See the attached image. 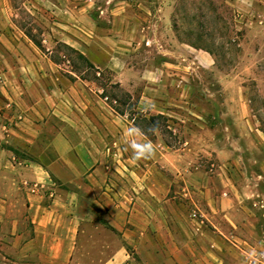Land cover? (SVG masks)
<instances>
[{"label":"rangeland","instance_id":"374dc122","mask_svg":"<svg viewBox=\"0 0 264 264\" xmlns=\"http://www.w3.org/2000/svg\"><path fill=\"white\" fill-rule=\"evenodd\" d=\"M7 1L20 53L52 63L48 87L58 114L51 122L63 125L60 113L68 105L77 125L99 129L102 180L83 192L71 264H106L122 237L112 223L128 213L108 212L103 192L109 188L115 204L132 205L144 193L142 177L150 188L158 181L164 186L161 198L149 193V211L170 224L192 217L213 228L200 191L207 178L208 187L229 189L239 225L222 223L230 242L214 262L264 264V0ZM130 128L141 134L129 136ZM70 136L77 141L83 131ZM131 142H150L154 151L133 160ZM71 152L74 166L47 152L43 141L36 153L58 159L56 172L85 170L80 150ZM16 264L40 263L21 258Z\"/></svg>","mask_w":264,"mask_h":264},{"label":"crops","instance_id":"0c3cea01","mask_svg":"<svg viewBox=\"0 0 264 264\" xmlns=\"http://www.w3.org/2000/svg\"><path fill=\"white\" fill-rule=\"evenodd\" d=\"M9 9L8 1L0 0V264H16L21 258H33L40 264H71L78 251L83 192L87 187L97 188L102 180L96 171L104 156L98 148L99 129L77 125L76 112L68 105L60 113L63 125L51 122L52 114H58L57 108L52 110L53 95L48 87L52 63L43 66L20 53V43L15 40L19 35L8 27ZM76 44L78 50H86L83 43ZM77 128L83 131V137L76 141L70 133ZM42 141L47 152L70 166H74L71 151L78 148L87 168L56 172L58 159L37 156L38 142ZM188 177L195 178V173L188 172ZM140 180L144 193L132 205L115 204L116 195L109 188L103 192L109 199L104 203L109 206L108 212L128 213L125 220L112 223L122 237L106 264H216L214 260H222L219 256L230 242L222 223L229 222L235 228L239 225L235 216L239 209L233 207L229 189L208 187L207 178L200 191L206 198L202 213L213 229L192 217L182 216V221L178 218L173 224L164 218H152L149 193L161 198L164 186L158 181L150 188L149 179ZM193 205L200 207L195 202ZM175 211L181 213L177 207Z\"/></svg>","mask_w":264,"mask_h":264},{"label":"clouds","instance_id":"9594fccd","mask_svg":"<svg viewBox=\"0 0 264 264\" xmlns=\"http://www.w3.org/2000/svg\"><path fill=\"white\" fill-rule=\"evenodd\" d=\"M140 134L141 133L139 129L130 128L128 130L129 136L140 135ZM130 146L133 149V157H132L133 160L145 158L146 156L150 155L154 151L153 145L150 142H147V143L131 142Z\"/></svg>","mask_w":264,"mask_h":264},{"label":"trees","instance_id":"16d2710c","mask_svg":"<svg viewBox=\"0 0 264 264\" xmlns=\"http://www.w3.org/2000/svg\"><path fill=\"white\" fill-rule=\"evenodd\" d=\"M66 46V48L68 49L69 52L71 53H74L75 56L81 61V63L83 64V66L85 67H92L93 68V65L92 63L89 61V59L83 54L81 53L80 51H78L77 49H74L68 45H64ZM207 50V49H205ZM208 51V50H207ZM158 117H162L161 115H159ZM156 117H150V122H153V120L155 119ZM15 153L17 154V151H15Z\"/></svg>","mask_w":264,"mask_h":264}]
</instances>
